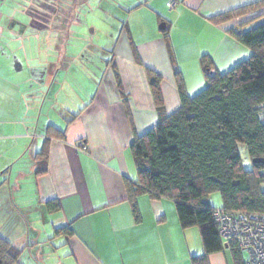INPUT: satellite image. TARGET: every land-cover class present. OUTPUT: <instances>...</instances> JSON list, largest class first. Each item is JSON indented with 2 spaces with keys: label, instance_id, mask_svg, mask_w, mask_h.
<instances>
[{
  "label": "crops",
  "instance_id": "crops-1",
  "mask_svg": "<svg viewBox=\"0 0 264 264\" xmlns=\"http://www.w3.org/2000/svg\"><path fill=\"white\" fill-rule=\"evenodd\" d=\"M169 1L122 0L123 6L103 7L113 20L122 17L123 27L117 40L96 49L108 52L106 61L93 63L99 76L84 73L72 82L75 93L51 98L59 62L25 63L14 52L29 55L33 49H11L39 27L26 20L43 15L27 8L10 12L12 0H0V239L20 252L19 264H39L46 254L49 259L57 241H63L69 264H193L205 255L200 229L181 227L173 201L141 195L140 220L135 218L126 187L137 179L131 145L158 124L148 71L163 78L161 94L173 114L181 106L176 72L195 96L206 86L203 57L226 73L251 56L229 32L254 14L228 23L213 19L263 0H176L174 9ZM44 148L47 172L38 174ZM61 227L72 235H56ZM222 244L205 264L246 263L244 251L236 255L229 242Z\"/></svg>",
  "mask_w": 264,
  "mask_h": 264
},
{
  "label": "trees",
  "instance_id": "trees-1",
  "mask_svg": "<svg viewBox=\"0 0 264 264\" xmlns=\"http://www.w3.org/2000/svg\"><path fill=\"white\" fill-rule=\"evenodd\" d=\"M251 14L249 23L241 22L239 29L229 32L251 56L226 73L216 70L210 57H203L206 86L195 96L187 94L176 72L181 106L173 114L167 113L161 94L163 78L148 71L158 124L136 136L131 145L137 179L126 181L127 198L137 220L139 196L173 201L181 227L201 231L205 255L195 257L193 264H205L208 255L223 250L216 209L264 214V0L218 15L213 21L228 23ZM251 22L255 26L244 30ZM242 147L251 160L250 169L243 165ZM39 157L37 172L44 174L47 148ZM216 192L221 194V208L210 201ZM55 233L72 235L68 227ZM229 245L238 255L237 243L230 241ZM19 263L20 252L0 239V264Z\"/></svg>",
  "mask_w": 264,
  "mask_h": 264
},
{
  "label": "rangeland",
  "instance_id": "rangeland-1",
  "mask_svg": "<svg viewBox=\"0 0 264 264\" xmlns=\"http://www.w3.org/2000/svg\"><path fill=\"white\" fill-rule=\"evenodd\" d=\"M121 1L122 0H32V3L29 4L21 0H12V2L7 5L10 12H20L22 9L27 8L32 13L42 14L44 20L37 21L36 19H27L26 23L29 26L32 24L39 27L34 26L29 29L28 33H26L28 37L27 42L22 44L20 42H12L11 49L17 51V46H24L25 44L33 49V52L29 51L30 56L23 54L22 51L19 53L14 52L16 57L19 56V61L22 60L25 63L31 61L41 66L40 62L43 61L45 64L48 60L53 64L59 62L60 71L55 69V74L58 71L60 72L59 78L52 85L50 96L51 98H55L56 95L60 93L70 92V94H73L75 92L72 82L76 77H80L81 75L84 76V73L90 78L99 76H94L97 74V69L93 67V63L102 60L106 61L108 52L100 53L96 51V49L103 47L108 42H111V40H117L120 29L123 27L122 17L113 20L108 10L104 11L102 8H111L114 6V3L120 4ZM8 8H6V10H8ZM110 12H112V10ZM20 18L21 14L18 13L17 19L19 21H21ZM20 29L21 27L18 24L17 30L19 31ZM38 29H43L44 31L40 36H37L36 33ZM65 29H70V35H65ZM112 34L114 35L113 37L111 36ZM43 45H45V47H42ZM36 46L44 48V51L37 53L34 50ZM49 67L53 66L50 65ZM52 70L53 68H51L49 72ZM65 83V90H63L62 88ZM54 108L56 110L59 109V107L56 106L53 107V109ZM240 153L244 167L250 169L252 163L246 153V149L242 147ZM210 201L216 208H221L223 205L219 192L213 193ZM62 242L63 241L55 242L52 246L53 248L55 247L56 254L50 255L49 259L47 254L44 259L42 258L43 256L40 257L42 259H40L41 262L39 264H69L64 257V248L60 247Z\"/></svg>",
  "mask_w": 264,
  "mask_h": 264
},
{
  "label": "built area",
  "instance_id": "built-area-1",
  "mask_svg": "<svg viewBox=\"0 0 264 264\" xmlns=\"http://www.w3.org/2000/svg\"><path fill=\"white\" fill-rule=\"evenodd\" d=\"M176 0H170L168 6L174 9ZM219 235L222 240L236 242L247 254L245 264H264V214L229 212L216 209Z\"/></svg>",
  "mask_w": 264,
  "mask_h": 264
}]
</instances>
